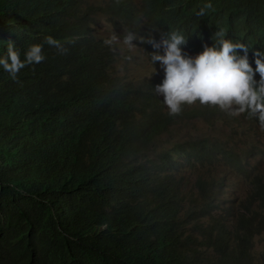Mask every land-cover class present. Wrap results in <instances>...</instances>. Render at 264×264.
Here are the masks:
<instances>
[{
  "label": "trees",
  "instance_id": "16d2710c",
  "mask_svg": "<svg viewBox=\"0 0 264 264\" xmlns=\"http://www.w3.org/2000/svg\"><path fill=\"white\" fill-rule=\"evenodd\" d=\"M57 2L0 0V43L23 42L22 25ZM142 2L140 34L192 23L206 43L224 31L264 50V23L236 28L235 0ZM201 4L212 7L195 19ZM107 15L79 9L56 34L68 53L45 52L15 80L0 66V264H264L253 244L264 232V150L245 132L253 119L224 113L196 132L192 108L170 116L148 83L160 62L110 48L99 31ZM188 124L195 135L181 132Z\"/></svg>",
  "mask_w": 264,
  "mask_h": 264
},
{
  "label": "clouds",
  "instance_id": "9594fccd",
  "mask_svg": "<svg viewBox=\"0 0 264 264\" xmlns=\"http://www.w3.org/2000/svg\"><path fill=\"white\" fill-rule=\"evenodd\" d=\"M64 1L58 0L48 18L23 24V34L19 35L23 42L12 38L1 41L0 66L9 73V79H17L20 70L27 67H39L47 51L66 55L68 48L64 44L68 47L70 39L63 44L56 40V34L66 29L79 9L89 17H98L106 10L107 18L100 19L99 23L100 28H104L101 32L112 34L105 41L110 48L147 52L151 65L160 62L151 71L148 83L155 94L163 98L164 109L170 116H179L187 106L196 112V132L201 131L199 124L204 126V131L211 132L214 128L209 124L219 123L224 113L232 117L247 113L253 120L245 129L246 136L264 150V50L252 47L231 33L227 36L224 31H216L214 39L206 43L204 39L199 40L203 34L192 23L185 30L166 28L149 32V35L140 34L141 26L148 21L142 0H131L128 5L125 0ZM235 1L232 12L239 13L235 17L239 23L236 28L243 26L242 20L245 23L253 20L258 25L264 23V3ZM110 5H122L121 13L109 11ZM211 7V4L199 5L194 18H203ZM118 30L123 34L119 38L115 35ZM124 58L132 59L131 56ZM135 117L143 116L135 113ZM186 126L191 128V124ZM190 130L191 135L196 134ZM107 227V224L101 225V228Z\"/></svg>",
  "mask_w": 264,
  "mask_h": 264
},
{
  "label": "rangeland",
  "instance_id": "374dc122",
  "mask_svg": "<svg viewBox=\"0 0 264 264\" xmlns=\"http://www.w3.org/2000/svg\"><path fill=\"white\" fill-rule=\"evenodd\" d=\"M103 30H104L103 27L100 28V31H103ZM110 36H111L110 33H108V36L107 37H110ZM203 127L204 126H201L199 124V128L201 129V131H204L205 130V128H203ZM190 129H189V126H186L185 129H182L181 130V132L183 134H185V135H189V134L193 133V131H191ZM262 168H264V167H262ZM235 181H237V180H235ZM239 185H240V187L238 188V192H239V194L241 196H243V194H245V189H246L245 184H241V182H240ZM224 197H229V195H225V196H223V198ZM253 244H254V253L255 254L264 253V232L260 236H257V237H255L253 239ZM258 264H263V260L260 259L259 262H258Z\"/></svg>",
  "mask_w": 264,
  "mask_h": 264
}]
</instances>
